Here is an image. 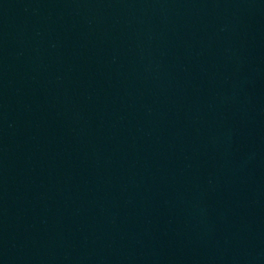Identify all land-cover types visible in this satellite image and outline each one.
I'll return each mask as SVG.
<instances>
[{
    "label": "water",
    "instance_id": "water-1",
    "mask_svg": "<svg viewBox=\"0 0 264 264\" xmlns=\"http://www.w3.org/2000/svg\"><path fill=\"white\" fill-rule=\"evenodd\" d=\"M264 0H0V94Z\"/></svg>",
    "mask_w": 264,
    "mask_h": 264
}]
</instances>
